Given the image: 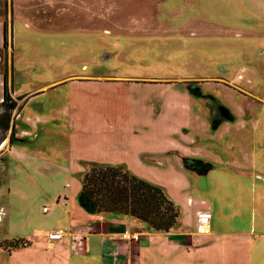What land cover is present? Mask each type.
<instances>
[{
	"label": "rangeland",
	"instance_id": "rangeland-1",
	"mask_svg": "<svg viewBox=\"0 0 264 264\" xmlns=\"http://www.w3.org/2000/svg\"><path fill=\"white\" fill-rule=\"evenodd\" d=\"M4 75L11 95L36 94L16 127L38 137L14 146L62 166L28 176L33 184L76 192L83 175L72 156L130 151L146 166L134 175L162 189L185 226L198 230L197 215L195 225L191 208L182 211L189 198L205 204L212 232H241L217 243L224 262L238 248L240 264H264V0H0V113ZM21 103L0 130V208L14 230L34 210L26 226L40 235L50 230L46 203L23 208L33 196L21 199L24 183L1 160ZM184 158L212 169L200 175ZM13 252L0 251V264ZM27 256L12 264H41Z\"/></svg>",
	"mask_w": 264,
	"mask_h": 264
},
{
	"label": "crops",
	"instance_id": "crops-1",
	"mask_svg": "<svg viewBox=\"0 0 264 264\" xmlns=\"http://www.w3.org/2000/svg\"><path fill=\"white\" fill-rule=\"evenodd\" d=\"M93 78L94 80L97 79ZM137 80L146 81L148 79ZM120 82L122 81L118 83ZM32 93L34 92L24 94L22 95L24 96L23 98L18 99L22 100V103L18 105L17 113L12 120L16 142L7 149L5 157H2L1 160L4 163L7 162V176L9 175L11 178L17 177L24 183L21 188L28 193V196H26L27 194L20 195L21 199L33 196V201L24 202L23 208L26 207L30 210L31 207L35 209L38 202L48 205L44 204L41 212L47 215L49 220L47 226L50 230L40 235L30 234L32 229L29 226L27 227L26 224L34 221L32 218L34 217V210L27 213V210L24 209L20 215L19 225L22 224L23 227L27 228V231L23 227L20 230H14L13 225L17 222V219L14 221L15 217L11 215V211L8 218L5 219V216H3L0 223L4 222L2 229L5 232L3 234V232L1 233L2 229L0 230V242L13 238H22L31 243L26 248L15 250L11 253V257L8 260L10 264H12L15 256H21L26 259V257H29L27 256L29 252H33L41 264H54L58 256L62 255H65V257L67 255L71 263L73 260L79 259L87 264L90 263V259L97 261V264H231L224 262L225 258L217 253L216 245L223 241L225 236L238 237L237 235L241 234V232H231L227 235L224 232H212L211 222L208 221V232L200 233L198 230L193 231L192 228L185 226L181 218L176 229L168 233L153 232L143 224L127 216L117 215L113 217L107 214L92 215L87 213L78 203L80 188H78L79 190L76 189L75 192V190L69 191L68 189L64 191L60 188L55 190L47 185L33 184L28 176L38 175L37 177L42 178V176L44 177L49 173L45 171L50 169L56 171V168H62V166L56 165L53 161L44 157L42 159L39 156H29L18 146H14L16 143H28L35 139L36 135L31 133L28 126L23 128L21 132H18L16 127V119L20 115L19 111L33 95H36ZM12 97L19 98L21 96H17L12 91ZM26 119L32 120L29 115H27ZM33 127L35 129V123ZM109 127L112 126L109 125ZM132 155L130 151L128 153L125 151H114L109 152L107 155L98 151L92 156L76 154L75 157L72 156L73 161L76 162L72 164V167L75 171H79L81 176L84 174L87 163L122 165L131 173L141 175L140 171L146 169V166L139 158ZM18 157L20 159L19 164L16 161ZM22 163L23 168L20 167ZM11 169H13L12 172ZM7 184H9V180ZM11 191V189L8 190V195L11 196L7 201L9 206L13 205ZM20 192L21 190L17 193ZM202 205L205 204L199 205L187 198L186 201L182 202L181 206L183 212L186 211L187 207L191 208V216H193L195 221L197 213L202 211L199 208ZM44 208H47L46 212L43 211ZM194 221L193 224L195 223L196 225V221ZM54 232H58V235L51 237V233ZM235 250L234 264H240L238 248ZM0 251L7 256L8 251L1 248ZM65 264H67L66 259Z\"/></svg>",
	"mask_w": 264,
	"mask_h": 264
},
{
	"label": "trees",
	"instance_id": "trees-1",
	"mask_svg": "<svg viewBox=\"0 0 264 264\" xmlns=\"http://www.w3.org/2000/svg\"><path fill=\"white\" fill-rule=\"evenodd\" d=\"M3 37V50H6L8 48L6 24ZM16 101L9 90L7 75H4L1 103L4 110L0 113V130L4 132L10 128L11 113ZM15 142L13 125L10 143L13 145ZM183 162L185 168L200 175H205L212 169L210 163L202 160L184 158ZM81 183L78 203L89 214L127 216L158 233H168L180 222L179 208L162 189L135 176L122 165L88 163ZM30 244L25 239L13 238L1 241L0 248L12 252L26 248Z\"/></svg>",
	"mask_w": 264,
	"mask_h": 264
},
{
	"label": "built area",
	"instance_id": "built-area-1",
	"mask_svg": "<svg viewBox=\"0 0 264 264\" xmlns=\"http://www.w3.org/2000/svg\"><path fill=\"white\" fill-rule=\"evenodd\" d=\"M238 78H242V76H238ZM44 212L47 211V208L43 209ZM6 211L3 207L0 208V221L2 220L3 216H5ZM197 222H198V231L200 233L207 232V224H208V213L206 212H198L197 213ZM58 235V232L51 233V237Z\"/></svg>",
	"mask_w": 264,
	"mask_h": 264
},
{
	"label": "water",
	"instance_id": "water-1",
	"mask_svg": "<svg viewBox=\"0 0 264 264\" xmlns=\"http://www.w3.org/2000/svg\"><path fill=\"white\" fill-rule=\"evenodd\" d=\"M20 141H21V139H19ZM178 227V225H176L175 227H174V229H176Z\"/></svg>",
	"mask_w": 264,
	"mask_h": 264
}]
</instances>
